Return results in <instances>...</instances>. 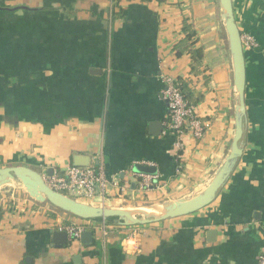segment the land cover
Returning <instances> with one entry per match:
<instances>
[{
  "label": "crops",
  "instance_id": "0c3cea01",
  "mask_svg": "<svg viewBox=\"0 0 264 264\" xmlns=\"http://www.w3.org/2000/svg\"><path fill=\"white\" fill-rule=\"evenodd\" d=\"M245 46L243 155L203 209L160 222L121 226L108 235L54 242L52 230L77 217L31 197L20 181L0 188V264H258L264 250V0H232ZM0 0V166L42 173L102 166L105 195L85 201L109 207L174 202L205 189L235 136L237 92L220 0ZM188 20L203 50L201 71L176 55ZM188 83L193 107L208 126L183 135V172L168 130L163 76ZM16 108V109H15ZM136 162L157 168L141 190ZM121 205V206H120ZM214 232V234H213Z\"/></svg>",
  "mask_w": 264,
  "mask_h": 264
},
{
  "label": "water",
  "instance_id": "95a60500",
  "mask_svg": "<svg viewBox=\"0 0 264 264\" xmlns=\"http://www.w3.org/2000/svg\"><path fill=\"white\" fill-rule=\"evenodd\" d=\"M222 19L229 37L230 51L234 67V83L237 92V104L235 106V136L231 150L219 170L201 192L189 197L178 199L174 202L161 204H150L137 207H109L94 205L85 201L76 200L59 191L54 190L44 180L43 173L31 166L22 164H8L0 166V188L16 181H20L31 197L39 202H48L54 207L68 212L81 220L102 221L116 223L121 226H137L160 222L170 218L181 217L195 213L210 205L217 197L219 191L225 186L231 177L237 162L243 155L245 118H246V58L243 45L242 33L235 19L232 0H220ZM86 158V157H85ZM82 156H76L74 166H89ZM85 159V162H84ZM136 174L154 176L157 168L144 163L136 162L133 165ZM53 168H49L48 175H51ZM160 208V213H151L146 208ZM54 242L68 244L75 239H70L66 230H52ZM214 234V232H213ZM93 237L87 229L81 234L83 242Z\"/></svg>",
  "mask_w": 264,
  "mask_h": 264
},
{
  "label": "built area",
  "instance_id": "2783aa9c",
  "mask_svg": "<svg viewBox=\"0 0 264 264\" xmlns=\"http://www.w3.org/2000/svg\"><path fill=\"white\" fill-rule=\"evenodd\" d=\"M244 47H253L254 38L245 34L242 35ZM164 88L162 95L168 106V130L172 132L175 139L176 173L183 172L182 151L184 147L183 135L190 132L194 137L203 136L208 124L202 122L196 115L193 105H190L182 92V81L169 75L163 76ZM147 164L146 162H143ZM44 180L48 186L71 198L80 201L94 200L97 196L105 195V190L109 185V179L106 176L104 167L91 164L89 166L70 165L65 168H53L51 175L43 173ZM138 184L141 190H148L156 181V176L138 174ZM91 220H81L78 223H72L60 227L68 232L70 239L79 240L81 234L87 229ZM96 221H92L94 225ZM107 223L101 222L94 226L100 228L103 240L108 235ZM258 264H264V250L259 255Z\"/></svg>",
  "mask_w": 264,
  "mask_h": 264
},
{
  "label": "trees",
  "instance_id": "16d2710c",
  "mask_svg": "<svg viewBox=\"0 0 264 264\" xmlns=\"http://www.w3.org/2000/svg\"><path fill=\"white\" fill-rule=\"evenodd\" d=\"M121 1L122 0H111L114 6L113 17L115 18L123 16L122 9L120 6ZM140 1L149 2L153 0H140ZM155 1L159 3H163L166 2L167 0H155ZM183 32H184V38L175 46L176 55L182 56L184 54H190L191 70L197 74L201 71L200 69L203 60V50L200 46H198L197 32L194 29L193 25L188 20L184 21ZM182 92L184 93L185 99L190 105H194V103L199 100L192 92L188 83L184 81H182ZM174 139L175 137L173 136V141ZM1 217L2 215L0 213V219Z\"/></svg>",
  "mask_w": 264,
  "mask_h": 264
},
{
  "label": "bare ground",
  "instance_id": "6f19581e",
  "mask_svg": "<svg viewBox=\"0 0 264 264\" xmlns=\"http://www.w3.org/2000/svg\"><path fill=\"white\" fill-rule=\"evenodd\" d=\"M158 205V204H157ZM121 206V205H120ZM133 207V206H132ZM146 208V207H145ZM145 210H147L148 212H151V213H160V208L157 207V208H146Z\"/></svg>",
  "mask_w": 264,
  "mask_h": 264
},
{
  "label": "rangeland",
  "instance_id": "374dc122",
  "mask_svg": "<svg viewBox=\"0 0 264 264\" xmlns=\"http://www.w3.org/2000/svg\"><path fill=\"white\" fill-rule=\"evenodd\" d=\"M20 184H22V183H20ZM49 204V203H48ZM53 206V205H52ZM77 220L79 221L80 219L79 218H77Z\"/></svg>",
  "mask_w": 264,
  "mask_h": 264
}]
</instances>
